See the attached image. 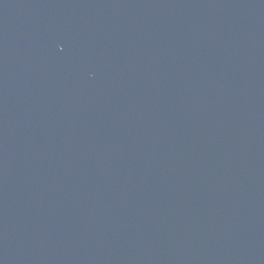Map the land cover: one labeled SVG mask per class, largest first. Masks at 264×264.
Segmentation results:
<instances>
[{
	"label": "water",
	"instance_id": "obj_1",
	"mask_svg": "<svg viewBox=\"0 0 264 264\" xmlns=\"http://www.w3.org/2000/svg\"><path fill=\"white\" fill-rule=\"evenodd\" d=\"M0 264H264V0H0Z\"/></svg>",
	"mask_w": 264,
	"mask_h": 264
}]
</instances>
